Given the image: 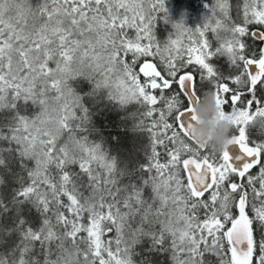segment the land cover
Segmentation results:
<instances>
[{
  "label": "snow or ice",
  "instance_id": "1",
  "mask_svg": "<svg viewBox=\"0 0 264 264\" xmlns=\"http://www.w3.org/2000/svg\"><path fill=\"white\" fill-rule=\"evenodd\" d=\"M204 7L0 0V264H264V0Z\"/></svg>",
  "mask_w": 264,
  "mask_h": 264
},
{
  "label": "clouds",
  "instance_id": "2",
  "mask_svg": "<svg viewBox=\"0 0 264 264\" xmlns=\"http://www.w3.org/2000/svg\"><path fill=\"white\" fill-rule=\"evenodd\" d=\"M193 135L200 146L222 151L230 139L231 125L219 118L214 95L207 92L198 103L193 104Z\"/></svg>",
  "mask_w": 264,
  "mask_h": 264
},
{
  "label": "trees",
  "instance_id": "3",
  "mask_svg": "<svg viewBox=\"0 0 264 264\" xmlns=\"http://www.w3.org/2000/svg\"><path fill=\"white\" fill-rule=\"evenodd\" d=\"M172 1L173 0H165V8L167 9L168 12L169 23H164L162 19H158L156 23V35L157 38L160 40L166 39L168 34L172 32L171 23H175V22H179L180 20H183L186 27L195 28L196 27L195 21H197V19L201 20L202 19L201 17H203L202 15L206 14V8L204 7V5L206 2H208V0H180V1L175 0V2L171 3ZM29 2L32 7H37L41 3V0H29ZM159 15L162 17L163 13ZM208 35H211V33H209ZM218 63L223 65L224 60L222 59ZM84 87L86 88L87 85H85ZM209 87L210 85L206 82L197 83L198 90L208 89ZM131 107L132 106H130V108ZM122 114L123 113L114 112L109 116V119L114 122L118 121L120 115ZM96 123L98 126H101L102 124H104V118L96 117ZM109 131H115V129L114 128L109 129ZM253 171H255V169H253ZM160 260L163 261L164 257L161 256Z\"/></svg>",
  "mask_w": 264,
  "mask_h": 264
},
{
  "label": "rangeland",
  "instance_id": "4",
  "mask_svg": "<svg viewBox=\"0 0 264 264\" xmlns=\"http://www.w3.org/2000/svg\"><path fill=\"white\" fill-rule=\"evenodd\" d=\"M180 1V0H179ZM173 2H175V0H173L171 3H173ZM178 2V1H177ZM176 6V5H175ZM202 16H204V15H202ZM186 18V17H185ZM202 18V17H201ZM200 22H201V20H198L197 19V21H195V26L197 27L199 24H200ZM130 107V106H129ZM133 107V106H132ZM131 107V108H132Z\"/></svg>",
  "mask_w": 264,
  "mask_h": 264
}]
</instances>
